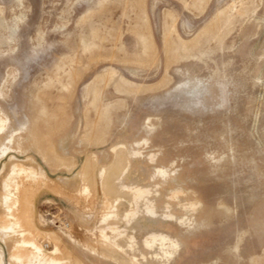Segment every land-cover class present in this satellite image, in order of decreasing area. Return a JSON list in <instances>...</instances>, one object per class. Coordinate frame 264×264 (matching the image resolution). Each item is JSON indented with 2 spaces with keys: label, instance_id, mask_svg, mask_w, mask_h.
I'll return each instance as SVG.
<instances>
[{
  "label": "rangeland",
  "instance_id": "374dc122",
  "mask_svg": "<svg viewBox=\"0 0 264 264\" xmlns=\"http://www.w3.org/2000/svg\"><path fill=\"white\" fill-rule=\"evenodd\" d=\"M0 264H264V0H0Z\"/></svg>",
  "mask_w": 264,
  "mask_h": 264
}]
</instances>
